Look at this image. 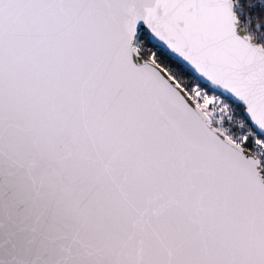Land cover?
Wrapping results in <instances>:
<instances>
[{"label": "snow or ice", "instance_id": "obj_1", "mask_svg": "<svg viewBox=\"0 0 264 264\" xmlns=\"http://www.w3.org/2000/svg\"><path fill=\"white\" fill-rule=\"evenodd\" d=\"M0 264H264V0H0Z\"/></svg>", "mask_w": 264, "mask_h": 264}]
</instances>
